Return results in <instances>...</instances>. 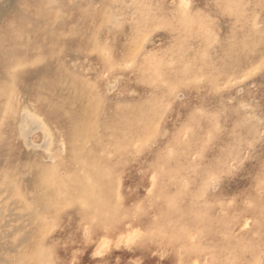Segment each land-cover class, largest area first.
<instances>
[{
  "label": "rangeland",
  "instance_id": "374dc122",
  "mask_svg": "<svg viewBox=\"0 0 264 264\" xmlns=\"http://www.w3.org/2000/svg\"><path fill=\"white\" fill-rule=\"evenodd\" d=\"M26 1L0 0V56L6 55L3 60L0 59V79L8 78V73L17 62L18 64L23 63L24 66L30 64L33 68H25L21 72L22 75L14 74L13 81L24 89L31 87L35 91L38 87L37 76L40 77L41 71L36 69L38 62L31 61L34 59V55L30 53L29 47L38 43L46 47L48 40L44 41V37L47 32L50 33L51 39L54 41L64 42L63 29L69 15L76 19L74 22L80 24L82 30L88 28L90 33L93 29L97 30L98 41L91 42V47L88 50L84 52L64 51L65 68L64 66L56 67L57 84L52 86L55 88L53 103L58 101V97L63 99L65 96L63 100L66 99L64 103H67L64 104L62 100L60 101L62 110L64 108V110L75 114L80 111L78 116L81 121L84 119V122H89L90 120L92 124L95 121L93 124L94 138L100 146L97 147L93 143L87 145L83 138L76 139L78 141H74V143L85 144L84 151L85 154L88 153L87 160L89 162L86 179L90 181L87 182V186L90 191H93L96 198L98 197L97 200H100L101 194L103 197L105 194L103 192L108 190L106 184L113 181L114 174H109L110 170L107 171V169L115 171L118 169L119 172L121 169L131 170L139 167L143 173L146 166L145 164L141 166V164L144 163V159L148 157L155 159L158 155L159 157L157 156L158 159L156 157L155 161L161 162L160 165L163 163L164 166H171V171L174 174L169 193H177L182 188L185 191L186 189L191 191L188 194L185 192L181 206H178L177 214L173 218L182 229L186 230L187 228L186 231L192 234L189 243L187 242L188 247L192 248L194 244L201 242L204 248H201V253L198 250L199 254L192 257L186 264H215L211 261L214 258L213 255L216 256V262L219 259L216 264H264V0H189L187 3L183 0H32L35 3L42 2L40 8L32 7L34 5L28 3L31 0ZM82 15L84 19H82ZM39 17H41L40 22ZM19 20L31 24L34 28L31 35L26 38V42L16 49L10 47L11 39L5 33V22H20ZM205 29L206 31H204ZM44 33L46 34L44 35ZM127 50L129 52L127 54H130L129 58L126 55ZM43 59L38 60L42 61ZM130 60L131 62H129ZM59 71L63 73L61 74ZM70 73H73L77 78H73ZM61 77L63 79H60ZM231 77L237 83L226 86ZM17 78L21 80H16ZM175 83L178 87L180 84L179 89L173 86ZM170 85L175 88L172 93ZM68 95L69 101L67 100ZM74 95L79 96L78 100H74L76 99L73 97ZM153 98L154 100H152ZM158 100L160 101L158 102ZM9 103L0 90L1 115L8 119H15L17 129L23 135L21 148L27 153L29 152L28 159L32 160L36 153H43L44 150L48 151L54 148V144H56L54 126L46 117L48 115L39 113L36 105H29L24 100L20 101L18 112L15 115ZM82 104L85 105L86 114ZM159 104L163 106L162 114L165 113L161 116L155 111V107ZM201 105L207 106L208 109L202 107L206 111H200L202 110L200 109ZM70 107L72 108L70 109ZM73 107H76L78 111H75ZM149 112L152 115L156 112L155 117L159 122L158 129L160 128L157 137L148 135L149 141L146 139L145 147H139L133 152L129 149L124 150L125 154L122 152V157L125 158L123 159L125 163H122L124 165L115 164V166L111 165V168L105 166L108 165L105 162L108 163L114 158V154L111 155L113 157L111 158L108 154L112 152L105 149L107 147H105L104 140L107 135L117 133L120 128L138 130V123L144 121L145 116L150 114ZM184 118L187 119L184 120ZM139 119L141 121H138ZM115 126L118 128L116 129ZM220 132L225 134H220ZM8 134V129L2 130L1 143L6 141ZM99 134L105 136L101 137ZM172 135L174 140L171 146H176L173 148L174 151L171 146L163 149L161 146L166 141L165 139ZM101 147L102 150H100ZM159 148L162 150L160 149V151ZM98 159L101 160L99 163H97ZM212 161L215 162L214 166ZM100 163L104 166L103 170L106 168V172L103 170L99 172L94 168V165ZM205 164L209 169L212 167V169H208L209 172ZM18 165L21 164L14 163L11 167ZM91 165H93V170ZM194 165L196 168L198 167L197 171ZM173 167L175 168L173 169ZM7 168L9 169V166H6V169L0 168V264H39L33 258V253L37 248L33 242L37 239L40 225L44 220H51L53 225L52 230L49 229L45 234L47 246L52 248L58 244L61 245L59 246L61 250L57 252L56 258L46 257L45 264H94L88 259L89 253L97 255L96 257L100 255L99 257L102 258L111 243L104 241L93 246L91 243L95 237L90 229V222L93 220L90 215L97 206L95 204L97 200L95 198L96 202L91 203V199L87 198L89 196H86L78 204H72V202L67 204L66 200L71 195L70 193H74L73 182L76 181L75 178L68 177L66 169L55 163L53 168L46 167V171H41L44 173L30 177L25 183L12 182L8 184L3 181ZM89 170L92 172L90 173ZM179 171L181 174L178 173ZM100 173L101 175H99ZM43 174H45L44 177ZM175 176L176 178H174ZM199 178L202 179V182L199 181ZM152 180L151 177L148 184L139 187L126 186L122 203L125 202L126 207H129V215L124 222L126 226L128 225V228L124 226L125 231L128 230L121 241L122 245L125 243L123 245L125 247L130 238L145 233L143 227H138L139 231H134L136 233L134 234L133 230L129 229V224L138 226L136 222L139 218L141 204L148 197V186ZM53 181H56L54 183H57V186ZM194 182L198 184L194 186ZM204 182L206 183L203 188L204 192L197 191V189L200 190L199 187L202 184L205 185ZM46 192L49 194L54 192L53 202L47 200L46 196L49 194ZM198 192L203 195L201 201L198 200ZM207 194H209L208 197H206ZM210 196H218L221 199L224 197L221 202L228 201L220 203L222 205L218 202L209 204L212 201H208L212 199ZM193 197L197 198L194 200ZM129 199L132 201L129 202ZM194 201L198 202L194 205ZM207 201L208 204H206ZM44 202L49 207L44 210L38 209L39 203ZM166 202L168 203L167 200H164L160 203L161 210L166 208L163 211H167L169 203L167 205ZM28 203L29 205H27ZM188 203L189 205H187ZM183 206L190 207L184 209ZM211 206L213 207L211 208ZM196 212L198 214L202 212L201 215L199 214L201 217ZM85 215L88 217H83ZM213 217L218 219L215 220ZM155 218L156 213L151 212L150 222H154ZM200 218H204V222H200ZM208 218H211L209 222ZM224 219L227 222H224ZM229 219L230 221H228ZM236 227L238 228L236 229ZM215 229L217 230L215 231ZM157 234L159 235L157 246L151 255L155 262L163 259L169 252L167 242L162 240L163 232L158 230ZM68 247L70 248L68 249ZM174 250L175 259H180L183 252L182 246L179 244ZM62 257H66L68 260L65 261ZM127 264H137V262L130 256Z\"/></svg>",
  "mask_w": 264,
  "mask_h": 264
},
{
  "label": "bare ground",
  "instance_id": "6f19581e",
  "mask_svg": "<svg viewBox=\"0 0 264 264\" xmlns=\"http://www.w3.org/2000/svg\"><path fill=\"white\" fill-rule=\"evenodd\" d=\"M28 1V0H27ZM26 1V2H27ZM173 1V0H172ZM178 1V0H177ZM184 2H189V0H183ZM229 2V1H228ZM29 4H32L34 6L32 7H36V8H40L41 7V4L42 2L38 1V2H33L32 0L28 2ZM34 3V4H33ZM178 4V3H177ZM189 4V3H188ZM187 4V5H188ZM240 4V3H239ZM184 6V5H183ZM35 8V9H36ZM152 8V6H151ZM150 8V9H151ZM154 9V8H153ZM37 10V9H36ZM185 10V9H184ZM249 12V11H248ZM82 13V11H81ZM89 14V13H88ZM85 15V13H84ZM154 15V13H153ZM256 15V14H255ZM155 16V15H154ZM82 19H84V16L82 15L81 16ZM203 17V16H201ZM258 17V16H257ZM187 18V16H186ZM196 18V17H195ZM200 18V17H199ZM41 19V17L38 18V20ZM189 19H192L189 17ZM197 19V18H196ZM76 19L72 16V15H69V17H67V20H66V25L64 27V33H63V38H64V42L60 43V42H57V41H54L53 39H51V35L50 33L47 32V35L46 33H44L45 37H44V41L48 40V43H47V46L44 47L42 46L41 44H33L30 48V53L33 54V58L31 61H37L38 62V67L36 68L37 70L39 69L41 72V75L40 77L37 76V85L38 87L35 89L31 88V87H28L26 89H24L21 85H16L15 84V81H13L14 79V74H17V76L19 75H22L21 72H23L25 70V68H33L32 65H25L22 63L17 64L15 63L13 69L8 73V78L6 77H3L0 79V90L2 91L3 93V97L8 99V101L10 102L9 105L12 107V111L13 113L16 115L17 112H18V109H19V103L20 101L24 100L27 104L29 105H36L37 106V109H38V112L39 113H46L48 116H46L49 121L52 123V125L54 126V140H55V143L54 144V148H52L51 150H44L43 153H36V155L33 157L32 160L28 159V153L27 151H25L23 148H21V139L23 137V135L20 133V131L17 129V124H16V121L14 118H7L3 115H1V112H0V136L2 135V130L3 129H8L9 130V136L7 137V139H5L6 141L1 143L0 142V168H5L6 169V166H9V169L7 168L6 172H5V176L3 178V181L4 183H19V182H22V183H25L29 180L30 177H33L34 175L36 174H39V173H44V172H41L43 170H45L46 167H51L53 168L54 164H58L60 165V167L64 168L67 170V174H68V177H71L70 179L72 178H75V181L76 182H73V185H74V193H70L71 195L67 198L66 200V203L69 204V202H72L73 203H77L79 201L82 202V200L85 199L86 196H89L87 198H90L91 199V203L93 202H96L97 198H96V195L93 193V191L91 190L90 191V188H88L87 186V182H90V181H87V177L88 175L86 174V169L88 168V160H87V154H85V144H90V143H93L95 146H100L97 144L98 141H95L96 138H94V129H93V124L95 123V121L92 123H90V120L89 122L87 123L86 121L84 122V119L81 121L80 118H79V112L78 114L76 115L75 113L73 112H68L66 110H63L61 109V104H60V101L62 100V102L64 103L65 100L61 99V97H58V101L54 102L53 103V96H54V92H55V88L52 87V86H56L57 84V70H56V67L58 66L60 68V66H64L65 68V65H64V51H78V52H84L86 50H88V48L91 47V42L97 40L98 41V37L96 36V29H93L92 30V33L89 32L88 28H86L85 30H82L80 24H77L76 22H74ZM231 20V19H230ZM20 21V20H19ZM79 21V20H78ZM40 22V20H39ZM172 22H173V19H172ZM5 27H6V35L8 37H10L11 39V44H10V47H13V48H16L18 47L19 45L25 43L26 41V38H28L31 33L33 32V26L31 24H27L25 21H20V22H14V21H8V22H5ZM177 23V22H176ZM188 24V23H187ZM259 25V24H258ZM256 27V26H255ZM25 28V29H24ZM256 29V28H255ZM187 30V28H186ZM191 30V29H190ZM176 31V30H175ZM206 31V29L204 30ZM256 31V30H255ZM210 32V31H209ZM90 33V34H89ZM188 35V34H187ZM245 35V34H244ZM261 35V34H260ZM176 36V35H175ZM30 42V41H29ZM257 42V41H256ZM171 43V42H170ZM27 44V43H26ZM178 44V43H177ZM215 44V43H214ZM1 47V46H0ZM176 48V46H175ZM185 48V47H184ZM256 48V47H255ZM17 49V48H16ZM15 49V50H16ZM264 49V48H263ZM8 51V50H7ZM2 53V52H1ZM10 53V51H9ZM8 53V54H9ZM129 53L128 50L126 51V55H128L127 57L129 58L130 54H127ZM259 53V52H258ZM263 53V52H261ZM13 54V53H12ZM10 55V54H9ZM8 55V56H9ZM6 56V55H5ZM5 56H0V59L3 60L5 58ZM41 58H44L42 61L38 60V59H41ZM46 58V59H45ZM30 62V61H29ZM131 62V60L129 61ZM258 63V62H257ZM263 63V62H262ZM33 64V63H32ZM59 64V65H58ZM240 64V63H239ZM261 64V63H260ZM257 65V64H256ZM156 68V67H155ZM257 68V67H255ZM254 70V69H253ZM257 70V69H256ZM165 71V70H164ZM200 71V70H199ZM239 71V70H238ZM244 71V70H243ZM259 71V70H257ZM263 71V70H262ZM242 72V70H241ZM59 73H61L59 71ZM63 73V72H62ZM61 73V74H62ZM236 73V72H235ZM247 73H249L247 71ZM60 74V75H61ZM65 74V73H64ZM73 78H77L76 76L73 75V73H70ZM152 74V73H151ZM203 74V73H201ZM242 74V73H241ZM246 74V72H245ZM250 75V74H249ZM264 75V74H263ZM78 76V75H77ZM201 76V75H200ZM247 76V74H246ZM66 77V76H65ZM71 77V76H70ZM205 77V76H204ZM203 77V78H204ZM27 78V76H26ZM200 78V77H199ZM202 78V81H204ZM237 78V77H236ZM240 78V77H238ZM20 78H17L16 80H19ZM60 79H63L62 77ZM59 79V80H60ZM141 79V78H140ZM206 79V77H205ZM243 79V78H242ZM21 80V79H20ZM30 80V79H29ZM68 80V79H67ZM77 80V79H76ZM79 80V78H78ZM7 81V82H6ZM10 81V82H9ZM148 81V80H146ZM201 81V80H200ZM207 81V80H206ZM23 82V81H21ZM27 82V81H26ZM60 82V81H59ZM78 82V81H77ZM76 82V83H77ZM89 83L91 81H88ZM87 82V83H88ZM178 82V81H177ZM225 82V81H224ZM94 83V82H93ZM93 83L91 84V86L93 87ZM153 83V82H152ZM181 84V82H178ZM177 83V84H178ZM199 83V82H198ZM205 83V82H204ZM234 83H237L235 79H229L226 83V86H232L234 85ZM12 84V85H11ZM22 84V83H21ZM55 84V85H54ZM63 84V83H62ZM164 84V82H163ZM180 84H179V87L178 85H173L174 87L176 86V88L178 87V89L180 88ZM184 84V83H183ZM16 85V86H15ZM76 85V84H75ZM158 85V84H157ZM199 85H202V84H199ZM222 85V84H221ZM172 86V85H170ZM171 87L170 89V92H174L175 91V88L174 87ZM186 86V85H185ZM188 86V85H187ZM206 86V85H205ZM204 86V87H205ZM59 87V86H58ZM65 87V85H64ZM198 87V86H197ZM218 87V86H217ZM63 88V87H62ZM76 88V87H75ZM79 89V87H77ZM183 88V87H182ZM199 88V87H198ZM77 89V91H78ZM90 89V88H89ZM159 89V88H157ZM205 89V88H204ZM231 89V88H230ZM61 90V89H60ZM59 90V91H60ZM67 90V89H66ZM153 90V89H152ZM167 90V89H166ZM189 90H190V87H189ZM59 91H56V92H59ZM65 91V90H63ZM71 91V90H70ZM93 91V90H92ZM198 91H200L198 89ZM62 92V90H61ZM59 92V93H61ZM75 92V91H74ZM73 92V94H74ZM158 92V91H157ZM168 92V90H167ZM224 92V91H223ZM229 92V91H228ZM68 93V92H66ZM159 93V92H158ZM169 93V92H168ZM76 94V93H75ZM175 94V93H173ZM61 95V94H60ZM71 95V94H70ZM102 95V94H101ZM160 95V94H159ZM169 95V94H168ZM67 96V95H66ZM153 96V95H152ZM158 96V95H157ZM218 96V95H217ZM72 97V96H71ZM73 97H76V99H74ZM72 98L74 100H78L77 98L79 97L78 95L77 96H73ZM104 97V96H103ZM207 97V96H206ZM71 98V99H72ZM99 98V97H98ZM155 98V97H154ZM154 98L152 100H154ZM159 98V96H158ZM157 98V99H158ZM218 98V97H217ZM70 97L68 95V98L67 100L69 101ZM81 99V98H80ZM84 99V98H83ZM103 99V98H101ZM136 99V98H135ZM151 99V98H150ZM160 99V98H159ZM174 99V98H173ZM73 100V101H74ZM148 100V99H146ZM205 100V99H204ZM208 99H206L205 101H207ZM98 101V100H97ZM149 101V100H148ZM160 100H158L159 102ZM87 102V101H86ZM146 102V101H145ZM150 102V101H149ZM156 102V101H155ZM162 102V101H161ZM172 102V100H171ZM67 103V102H66ZM64 103V104H66ZM97 103V102H96ZM102 103V102H101ZM8 104V103H7ZM74 104V103H73ZM84 104V103H83ZM82 104V107H84V112L86 114L87 111H85V105L83 106ZM104 104V103H103ZM157 104V103H156ZM155 104V105H156ZM161 104V103H160ZM159 104V105H160ZM81 105V104H80ZM90 105V104H89ZM137 105V104H136ZM151 105V104H149ZM156 106V112L161 116L162 114V111H163V106ZM75 106V105H73ZM104 106V105H103ZM144 106V104H143ZM154 106V105H153ZM204 106V105H203ZM202 105L200 106V109H202L203 107ZM211 106V105H210ZM208 106V107H210ZM66 107V106H64ZM81 107V106H80ZM87 107H88V104H87ZM141 107V106H140ZM150 107V106H149ZM68 108V107H67ZM72 107H70L71 109ZM74 108V107H73ZM78 108V107H77ZM204 109H208L207 106L206 107H203ZM75 111H78L76 110V107L74 108ZM79 109V108H78ZM132 109V108H131ZM193 109V108H192ZM69 110V108H68ZM80 110V109H79ZM83 110V108H82ZM99 110V109H98ZM154 110V109H153ZM169 110V109H168ZM72 111V110H71ZM74 111V112H75ZM93 111V110H91ZM202 112L206 111V110H200ZM200 111H197V112H200ZM98 112V111H97ZM115 112V111H114ZM152 112V111H151ZM155 112V114H156ZM201 112V113H202ZM93 113V112H92ZM96 113V112H95ZM132 113V112H131ZM150 113V112H149ZM154 113V112H153ZM190 113V112H189ZM188 113V115H189ZM242 113V112H241ZM45 114V115H46ZM84 114V115H85ZM148 114V112H147ZM155 114L152 115V113H150L149 115H146L144 119V121H141L139 119L138 121H141L138 123L139 126H138V130L137 129H121L115 133V134H110V135H107L106 137V140H104L106 142V146L107 148H105L106 150H108V152H112L111 154H108L110 155L111 158H113L112 154H114V158L111 160H109L110 162H105V164H108V165H105V166H108L109 168H111L112 166L111 165H114L117 164V165H121L123 162L125 163V161L122 157V152L126 149H129L131 150L132 152L134 150H136L137 148H141V147H145L146 146V139H147V136L150 135V136H155L157 137V135L159 134V129H158V124L159 122H157V118L155 117ZM165 114V113H164ZM162 114V115H164ZM215 115V114H214ZM247 115V114H246ZM95 116V115H94ZM101 116V115H100ZM98 116V117H100ZM108 117V116H107ZM137 117V116H136ZM166 117V116H165ZM84 118V117H83ZM93 118V117H91ZM121 118V117H120ZM188 118V117H187ZM186 118V119H187ZM213 118V117H211ZM210 118V119H211ZM47 119V120H48ZM87 119V118H86ZM136 119V118H135ZM138 119V118H137ZM164 121H165V118L163 117ZM183 119V118H182ZM184 118V120H186ZM209 119V118H208ZM106 120V119H105ZM104 120V121H105ZM116 121H118L117 119H115ZM114 120V122H115ZM120 120V119H119ZM193 121H195L194 119H192ZM214 120V119H213ZM98 121H99V118H98ZM102 121V120H101ZM132 121V120H131ZM191 121V120H189ZM188 121V122H189ZM212 121V120H211ZM256 121V120H255ZM123 124H124V121H122ZM192 122V121H191ZM198 122V121H197ZM186 123V122H185ZM197 124V123H196ZM114 125H119V124H114ZM120 125H121V122H120ZM126 125V124H125ZM124 125V126H125ZM209 125V123H208ZM239 125V124H238ZM98 126V125H97ZM199 126H202V125H199ZM232 126V125H230ZM256 126V125H255ZM131 127V126H130ZM182 127V125H181ZM196 127V126H195ZM209 127V126H208ZM211 127V126H210ZM229 127V126H228ZM108 128V126H107ZM116 128V126H115ZM118 128V127H117ZM116 128V129H117ZM127 128V127H126ZM194 128V127H193ZM192 128V129H193ZM231 128V127H229ZM196 129V128H195ZM223 129V128H222ZM226 129V128H225ZM241 129V128H240ZM245 129V128H244ZM113 130V129H112ZM177 130V129H176ZM189 130V129H188ZM227 130V129H226ZM97 131V129H96ZM107 131V130H106ZM105 131V132H106ZM241 131V130H240ZM104 132V133H105ZM177 132V131H176ZM185 132V131H184ZM107 133V132H106ZM200 133V132H199ZM228 133V132H227ZM243 133V132H241ZM176 134V133H174ZM173 134V135H174ZM220 134H223L220 132ZM225 134V133H224ZM223 134V135H224ZM245 134V132H244ZM100 135V134H99ZM172 137H168V139H165L166 141L164 142L163 146V149L168 147L170 148L169 146H171V143L172 141L174 140L173 136ZM198 135V134H197ZM219 135V134H218ZM101 137H104L102 135H100ZM79 138H83L85 140V144L81 143V144H76L74 143L77 142L78 140L76 139H79ZM222 138V137H221ZM246 138V137H245ZM210 139V138H209ZM87 140V141H86ZM148 140V139H147ZM151 140V139H150ZM249 140V138H248ZM89 141H92V142H89ZM101 141V139H100ZM149 141V140H148ZM160 141V140H158ZM185 141V140H184ZM190 141V140H189ZM192 141V140H191ZM233 141V140H232ZM240 141V140H239ZM5 143V144H4ZM101 143V142H100ZM99 143V144H100ZM184 143V142H183ZM182 143V144H183ZM196 143V142H195ZM181 144V145H182ZM226 144V143H225ZM173 145V144H172ZM191 145V144H190ZM231 145V144H229ZM256 145V144H255ZM172 147V146H171ZM176 146L172 147L175 148ZM184 148V145L182 146ZM181 147V148H182ZM95 148V147H94ZM149 148V147H148ZM148 148L146 149V151L148 150ZM167 148V149H168ZM179 148V147H178ZM182 148V149H183ZM190 148V147H189ZM96 149V148H95ZM104 149V148H103ZM104 149V150H105ZM145 149V148H144ZM152 149V148H151ZM161 148H159L160 150ZM166 149V151H168ZM171 149V150H172ZM180 149V148H179ZM100 150H102V147L100 148ZM158 150V152H160ZM178 150V149H176ZM186 150V149H184ZM214 150V149H213ZM225 150V149H224ZM99 151V150H98ZM98 151H97V155H98ZM143 151V150H141ZM174 151V149H173ZM183 151V150H182ZM212 151V150H211ZM248 151V150H247ZM96 152V151H95ZM107 152V153H108ZM145 152V151H143ZM177 152V151H176ZM106 153V155H107ZM125 154V152H123ZM175 153V152H173ZM187 154V152H185ZM212 153V152H210ZM150 154V153H149ZM157 154V153H156ZM159 154V153H158ZM164 154V153H163ZM170 154V153H168ZM105 155V156H106ZM112 155V156H111ZM127 155V154H126ZM193 155V154H192ZM214 155V154H212ZM236 155V154H235ZM104 156V155H103ZM128 156V155H127ZM156 156V155H155ZM158 156V155H157ZM156 156V157H157ZM162 156V154H161ZM168 156V155H167ZM170 156V155H169ZM168 156V157H169ZM174 156V155H173ZM171 156V157H173ZM209 156V155H208ZM231 156V155H229ZM238 156V155H237ZM95 157V156H94ZM155 157V159H156ZM159 157V156H158ZM157 157V159H158ZM187 157V156H186ZM4 158V159H2ZM93 158V157H92ZM99 158V157H98ZM101 160H103L102 158H100ZM106 159V158H105ZM128 159V158H127ZM154 158H151V157H148V158H145L144 159V163L141 164V166L143 164H145V169H144V172L141 173V169H139V167H135L131 170H122L119 166V172H118V169L117 171H115L113 168V170L111 169H107V171L110 170L109 174H114V177H113V181L111 183H108V185L106 184V187L108 188V190H106L105 192H103V197H102V194H101V199L100 200H97V202L95 204H97V206H95V210L93 211L91 218L93 219L91 222H90V229L93 231V236L95 237L93 239V241L91 242L92 243V246L97 244V243H100V242H104V241H107L109 243H111L109 246L108 249H106L107 251L104 252L102 258H99L96 257L95 255H91L90 253L88 254L89 255V260L91 262H94V264H127V261H128V258L131 256L134 258V260L137 262V264H186V263H189V261L192 259V257H194L195 255L199 254L198 250H200V253H201V248H204L203 244L201 242H198L199 244H194V246H192V248L188 247L187 245V242L190 240V238L192 237V234L191 233H188L186 230L183 228H181L179 226V224H177L174 220V215L177 214L176 213V210L178 208V206L181 204V202L183 201V197L185 196V192L186 194H188L189 192L191 193V191H188L186 189V191L182 188H180L181 190L179 192H175V193H169L170 191V186H171V180H172V176L174 175L173 174V171H171V166H167L162 163V165H160L159 163L161 162H158V160L155 161ZM161 159V158H159ZM174 159V158H173ZM172 159V160H173ZM178 159V158H177ZM236 159V158H234ZM101 160L98 159V162L99 163ZM116 160V161H115ZM192 160V158H191ZM219 160V159H218ZM108 161V160H106ZM160 161V160H159ZM211 161V160H210ZM109 165V163H111ZM213 162V161H212ZM14 163H20L21 165L15 167V166H12V164ZM52 163H54L52 165ZM172 163V162H171ZM104 164V163H103ZM166 164V162H165ZM168 164V162H167ZM176 164V163H175ZM16 165V164H15ZM124 165V164H122ZM169 165V164H168ZM191 165V164H189ZM206 165V164H205ZM210 165V164H209ZM208 165V166H209ZM213 166L215 165V162H213L212 164ZM93 165H91L90 167H92ZM173 166V165H172ZM188 166V164H187ZM193 166V165H192ZM204 166V165H203ZM89 167V168H90ZM103 167L102 164L100 163L99 165H94V168H96L99 172H102L103 170ZM107 167V168H108ZM116 167V168H118ZM195 167V165H194ZM207 167V165H206ZM220 167V166H219ZM175 167H173L174 169ZM196 168V167H195ZM203 168V167H201ZM93 170V167L91 168ZM106 168H104L103 171H105ZM204 169V168H203ZM209 168L207 167V170ZM212 169V167L210 168ZM209 169V170H210ZM47 170V168H46ZM45 170V171H46ZM92 170H89L90 173L92 172ZM179 169L177 168V171ZM196 171L198 170V167L195 169ZM208 170V172H209ZM95 171V170H94ZM93 171V173L95 174V172ZM97 171V173H99ZM194 171V170H193ZM201 171V169H200ZM204 171V170H202ZM106 172V171H105ZM103 172V173H105ZM114 172V173H113ZM215 172V171H214ZM212 172V173H214ZM46 173V172H45ZM49 173V172H48ZM102 173V174H103ZM180 173V171L178 172ZM191 176V173L188 172ZM194 173V172H193ZM196 173V172H195ZM218 173V172H217ZM215 173V174H217ZM1 174V173H0ZM51 174V173H50ZM108 174V176H109ZM181 174V173H180ZM45 174H43V177H44ZM70 175V176H69ZM96 176H98V174H95ZM101 175V173L99 174ZM185 175V174H183ZM201 175V174H199ZM211 175V174H210ZM51 176V175H49ZM48 176V177H49ZM92 176V175H90ZM106 176V177H108ZM182 176V175H181ZM203 176V175H202ZM36 177V176H35ZM152 177V181L151 183L149 184V189H148V197L146 199V201L144 203H142L141 205V208H140V214H139V218L136 222V224H138V226L136 225H132V224H129L131 230L134 231H139L140 228L138 227H143L145 233L144 234H140L139 236L135 237V238H130L128 240V244L127 246H123L122 245V239L124 238V234L126 233V230L125 231V227L126 224L124 223L127 218H128V215H129V207H126L125 205V202L122 203V198L124 197L125 195V189H126V186L127 185H132L134 187H139L141 185H146L149 183V180L150 178ZM186 177V176H184ZM193 177V176H191ZM201 177V176H199ZM214 177V176H213ZM218 177V175H217ZM47 178V177H46ZM91 178V177H90ZM176 178V176L174 177ZM179 178L181 179V177L179 176ZM197 178V177H196ZM194 178V179H196ZM49 179V178H48ZM47 179V180H48ZM184 179V178H183ZM187 179V178H186ZM198 179V178H197ZM261 179V178H260ZM53 180V179H52ZM56 180V179H54ZM202 179L199 178V181H201ZM264 180V179H263ZM51 181V180H50ZM58 181V180H56ZM56 181H53L56 182ZM109 181V180H108ZM197 182H199L198 180H196ZM110 182V181H109ZM188 182V180H187ZM191 182V181H190ZM202 182V181H201ZM257 182V181H256ZM75 183V184H74ZM205 183V182H204ZM56 184L57 186V183H54ZM192 184V183H190ZM195 184V182H194ZM198 184V183H196ZM196 184L194 186H196ZM259 184V183H258ZM21 185V184H20ZM72 185V186H73ZM203 185V186H202ZM197 191H200V192H204V189L205 188L204 186H206V183L205 185L202 184ZM60 186V185H59ZM71 186V187H72ZM189 186V185H188ZM187 186V187H188ZM193 186V185H192ZM45 187V186H44ZM182 187V186H181ZM257 187V185H256ZM175 188V187H174ZM189 188V187H188ZM49 190V189H48ZM45 191H47L45 189ZM51 191V190H50ZM55 191V190H54ZM71 191V189H70ZM69 191V192H70ZM174 191V190H172ZM206 191V190H205ZM95 192V191H94ZM100 192V191H99ZM47 193V192H46ZM68 193V192H67ZM97 193V192H96ZM101 193V192H100ZM168 193L170 194L168 196ZM193 193V192H192ZM196 193V192H195ZM49 194V192L47 193ZM246 194V193H245ZM198 195V200L201 201L203 199V195L202 194H199V192L197 193ZM217 195V194H216ZM249 195V194H248ZM55 196L54 192L47 195L46 198L47 200H52L53 202V197ZM98 196L99 193H98ZM196 196V194H195ZM209 194H207L206 197H208ZM212 196V195H211ZM210 196V197H211ZM214 196V195H213ZM245 196V195H244ZM250 196V195H249ZM256 196V195H254ZM187 197V195H186ZM209 197V198H210ZM96 198V200H95ZM189 198V197H188ZM194 198V197H193ZM197 198V197H196ZM194 198V200L196 199ZM212 199L208 200V201H211L209 204H214V203H227L226 200H224L223 202H221V200L224 198L222 197H211ZM227 198V197H226ZM240 198V196H239ZM44 199V198H43ZM55 199V198H54ZM89 199V200H90ZM201 199V200H200ZM205 199V198H204ZM233 199V198H232ZM250 199V198H248ZM87 200V199H86ZM164 200H167L168 203V208H167V211H163V209H166V208H163L162 210L160 209V203ZM189 200V199H188ZM132 201V199H129V202ZM208 201L206 204H208ZM80 202V203H81ZM188 202V201H187ZM186 202V203H187ZM193 202V200H192ZM191 202V203H192ZM194 205L198 202L194 201ZM231 202V201H230ZM233 202V200H232ZM49 203V201H48ZM84 203V202H83ZM184 203V202H183ZM182 203V204H183ZM202 203V202H201ZM243 203V202H242ZM71 204V203H70ZM76 204V205H77ZM218 204V205H219ZM229 204V202H228ZM252 204V202H251ZM29 205V203L27 204ZM51 205V204H50ZM94 205V204H93ZM189 205V203L187 204ZM222 205V204H220ZM70 206V205H69ZM79 206V205H77ZM76 206V207H77ZM181 206V205H180ZM192 206V205H191ZM29 207V206H28ZM38 209L40 210H44L46 209L48 206L47 203H39V206H37ZM82 207V206H81ZM190 207V206H189ZM188 206H183L184 209L186 208H189ZM202 207V206H201ZM213 206H211L212 208ZM79 208V207H77ZM180 209H183L181 207H179ZM37 209V208H36ZM35 209V210H36ZM37 209V210H38ZM210 210V208H208ZM39 210V211H40ZM205 210V209H203ZM225 210V209H224ZM181 211V210H180ZM185 211V210H184ZM197 211V210H196ZM208 211V210H206ZM226 211V210H225ZM233 211V210H232ZM239 211V210H238ZM151 212H154L156 213V218H155V221L154 222H150L151 220H149V215ZM182 212V211H181ZM186 212V211H185ZM188 212V211H187ZM37 213V212H36ZM202 213V212H199V214ZM212 213V212H210ZM208 213V214H210ZM76 214V213H75ZM85 214V213H84ZM196 214H198V212H196ZM198 214V215H199ZM227 214V213H226ZM258 214V212H257ZM184 215V213H183ZM201 215V214H200ZM199 215V217H201ZM185 216V215H184ZM192 216V215H191ZM207 216V215H206ZM211 216V215H210ZM209 216V217H210ZM221 216V215H220ZM225 216V215H224ZM46 217V216H45ZM80 217V216H79ZM83 217H88L87 215L83 216ZM174 217V218H173ZM187 217V216H186ZM203 217V216H202ZM216 217V216H215ZM213 217V218H215ZM240 217V216H239ZM256 217V216H255ZM190 218V216H189ZM197 219V217H194ZM39 219V218H38ZM187 219V218H186ZM199 219V218H198ZM211 219V218H210ZM208 218V222L210 220ZM218 219V218H215V220ZM174 220V221H173ZM179 220V219H178ZM185 220V219H184ZM183 220V221H184ZM188 220V219H187ZM214 220V219H213ZM259 220V219H258ZM51 220H44L41 225H40V230L38 231V236H37V239L35 240V242H33V244H36V251H34L33 253V258L36 262H38L39 264H45V258L46 257H51L53 256L54 258H56L57 256V252H59L61 250V245H57L55 247H48L47 244H46V232L50 229V231L52 230V222H50ZM206 221V222H207ZM230 221V219L228 220ZM60 222V221H59ZM200 222H204V218H200ZM198 222V223H200ZM224 222H227L225 221L224 219ZM241 222V221H240ZM180 223V222H179ZM182 223V222H181ZM211 223V222H210ZM213 223V222H212ZM184 224V223H183ZM193 224H195L193 222ZM182 225V224H181ZM196 225V224H195ZM216 225V224H215ZM238 225V224H237ZM125 226V227H124ZM201 226V225H200ZM56 228V227H55ZM128 228V227H127ZM215 228V227H214ZM238 227H236L237 229ZM162 231L163 234H162V240L166 241L167 244H168V247H169V252L167 253V255L163 258V259H160L159 261L155 262L154 258L151 256L152 255V251L153 249L157 246V238H158V234H157V231ZM199 230V228H198ZM213 230V229H212ZM217 229H215L216 231ZM220 230V229H219ZM229 230V229H228ZM250 230V229H249ZM143 231V230H142ZM143 231V232H144ZM132 232V231H131ZM48 233V232H47ZM50 233V232H49ZM138 233V232H137ZM196 233V232H195ZM53 234V233H52ZM134 234H136L134 232ZM202 234V233H201ZM211 234V233H210ZM131 235V234H129ZM138 235V234H137ZM198 235V234H197ZM226 235V234H225ZM224 235V236H225ZM127 236V234H126ZM136 236V235H135ZM243 236V235H242ZM197 237V236H196ZM195 237V239H196ZM248 238V237H247ZM211 239V238H210ZM209 239V241H210ZM220 239V238H219ZM222 239V238H221ZM198 240H199V237H198ZM208 240V239H207ZM212 240V239H211ZM247 240V239H246ZM201 241V240H200ZM61 242V241H60ZM59 242V243H60ZM211 242V241H210ZM189 243V242H188ZM214 243V242H213ZM220 243V242H219ZM243 243V242H241ZM181 245L182 246V255H181V258L176 260L175 257H174V249L176 248L177 245ZM211 244V243H210ZM240 244V243H239ZM105 245H107V243L105 242ZM104 245V246H105ZM212 245V244H211ZM217 245V244H216ZM236 245V244H235ZM90 246V245H89ZM214 246V245H213ZM213 246H212V249H213ZM258 246V245H257ZM217 247V246H216ZM247 247V245H246ZM245 247V248H246ZM261 247V246H260ZM70 247H68L69 249ZM100 248V247H99ZM98 248V249H99ZM211 248V246H210ZM241 248V247H240ZM101 249V248H100ZM178 249V248H177ZM243 249V248H242ZM163 250V249H161ZM218 250V249H217ZM97 251V249H96ZM89 252V250H88ZM99 252V251H98ZM212 252V251H211ZM238 252V251H237ZM50 253V254H49ZM165 253V252H164ZM177 253V251H176ZM49 254V255H48ZM100 254V252L98 253ZM87 255V256H88ZM26 256V254H25ZM254 256V255H253ZM213 259L211 261H213V263H217L215 261V255H213ZM222 257V256H221ZM23 258H25L23 256ZM64 258V257H62ZM65 261H67L68 259L65 257L64 258ZM217 259V258H216ZM33 260V259H32ZM232 260V259H231ZM58 261V260H57ZM210 261V263H211ZM247 261V260H246ZM245 261V262H246ZM230 262V261H228ZM233 262V261H232ZM62 263V262H61ZM226 263V261H225ZM236 263V262H235ZM52 264V263H51ZM59 264V263H58ZM91 264V263H89Z\"/></svg>",
  "mask_w": 264,
  "mask_h": 264
}]
</instances>
